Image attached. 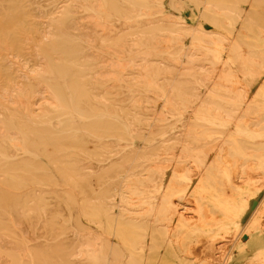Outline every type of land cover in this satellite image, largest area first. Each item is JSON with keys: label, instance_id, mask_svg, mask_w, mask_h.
Listing matches in <instances>:
<instances>
[{"label": "bare ground", "instance_id": "1", "mask_svg": "<svg viewBox=\"0 0 264 264\" xmlns=\"http://www.w3.org/2000/svg\"><path fill=\"white\" fill-rule=\"evenodd\" d=\"M167 1L0 0V264H264V0Z\"/></svg>", "mask_w": 264, "mask_h": 264}, {"label": "rangeland", "instance_id": "2", "mask_svg": "<svg viewBox=\"0 0 264 264\" xmlns=\"http://www.w3.org/2000/svg\"><path fill=\"white\" fill-rule=\"evenodd\" d=\"M177 1L188 4L183 0ZM167 3L170 4V0L167 1ZM189 5L191 6V4ZM190 6L186 7L183 11V17L186 22H188V25L200 26L206 32H210L215 37H230L229 32H227L223 27H216L207 21L197 18L194 10ZM165 10L167 13L172 12V10L168 7H166ZM222 56L226 57V53L224 52ZM237 67L240 68L239 63H237ZM201 92L203 94L207 93V88L203 87ZM26 176L27 175H25V177ZM35 199L36 197L33 196L29 190L23 187L15 188L11 186H3L0 188V234L13 235V221L18 214L25 212V214L34 215L37 213L39 206ZM32 221L33 219H28L25 221V224L29 225ZM75 223H77V221L74 218H63L61 223L62 232L55 239L56 248L49 254L45 264H73L69 258L73 243V235L70 231L77 228ZM17 260L22 263L21 259L17 258Z\"/></svg>", "mask_w": 264, "mask_h": 264}]
</instances>
